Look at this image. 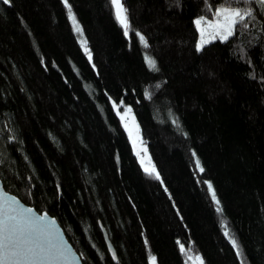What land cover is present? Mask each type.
Masks as SVG:
<instances>
[{"label": "trees", "instance_id": "16d2710c", "mask_svg": "<svg viewBox=\"0 0 264 264\" xmlns=\"http://www.w3.org/2000/svg\"><path fill=\"white\" fill-rule=\"evenodd\" d=\"M9 2L5 188L56 217L85 264H264V5L123 0L126 35L111 0ZM218 7L252 15L197 49L194 20Z\"/></svg>", "mask_w": 264, "mask_h": 264}, {"label": "water", "instance_id": "95a60500", "mask_svg": "<svg viewBox=\"0 0 264 264\" xmlns=\"http://www.w3.org/2000/svg\"><path fill=\"white\" fill-rule=\"evenodd\" d=\"M4 2V0H0ZM5 3V2H4ZM5 3V4H9ZM135 155L139 154L134 147ZM31 209V211H27ZM46 217L41 220L40 217ZM0 218L11 230L10 239L19 241L24 247L44 248L50 254L35 259L21 260L18 264H85L83 257L71 243L59 220L44 211L26 204L18 196L8 191L0 174ZM100 228L108 251L114 260L118 262L117 251L112 244L107 229L100 222ZM5 264H14L6 259ZM150 264H156L152 261Z\"/></svg>", "mask_w": 264, "mask_h": 264}, {"label": "rangeland", "instance_id": "374dc122", "mask_svg": "<svg viewBox=\"0 0 264 264\" xmlns=\"http://www.w3.org/2000/svg\"><path fill=\"white\" fill-rule=\"evenodd\" d=\"M121 3H122V14H123L126 8L124 6L123 0H121ZM114 8H115L116 16H117L116 7L114 6ZM224 9L233 10L236 8L218 7L213 18L211 19L196 18L194 20L197 31H198V38L196 42L197 49H200L203 45L208 44L209 42H212L215 40H225L233 33L235 23L233 24L232 21L233 19L236 20L237 18L235 17L228 18L227 14L224 12ZM126 15H127V11H126ZM117 19L120 23V20L118 17ZM198 21L199 23H197ZM122 26L125 29L124 25ZM128 29H127V32H128ZM229 32L231 34H229ZM121 119L124 122L126 130L128 131L133 143L137 145L136 146L137 148L141 147L142 149L143 148L142 139L140 135L138 134L137 123L134 120L133 116L130 113L122 112ZM137 151L139 152V154L141 153L140 150H137ZM143 157H144V161L148 165L149 161H148V156L146 155V153H144ZM147 167H149V165ZM212 191H213V188L211 189V194H212ZM189 264H202V262L198 256H190Z\"/></svg>", "mask_w": 264, "mask_h": 264}, {"label": "snow or ice", "instance_id": "6c2138e0", "mask_svg": "<svg viewBox=\"0 0 264 264\" xmlns=\"http://www.w3.org/2000/svg\"><path fill=\"white\" fill-rule=\"evenodd\" d=\"M5 3H8L9 0H4ZM65 3L67 4V0H65ZM260 3L264 4V0H260ZM111 4L116 7L117 10V17L120 20V23L124 25L125 27V34L127 35V29L129 27L128 18L126 15V10L122 14V3L121 0H111ZM70 9V6H69ZM224 12L227 14L228 18H239L241 21L244 20L245 15L251 16L252 13L249 11L247 13L242 14L239 8L229 10L224 9ZM233 24L236 23V20L233 19ZM199 23V21L197 22ZM79 30V29H78ZM229 34H231L229 32ZM138 36H140L139 33H137ZM141 39H144L142 36H140ZM226 38V37H225ZM152 63L153 67H155L154 61H149ZM195 155V153H193ZM197 165L199 166V161H197ZM203 171V168L200 169ZM157 178L158 174H157ZM209 189H212V185L209 184ZM213 199H216L215 192L212 191ZM217 204L219 201H216ZM27 211H31V209H28ZM220 211V209H218ZM46 213L43 217H40L41 220H43L46 217ZM10 229L6 226L5 222L2 218H0V264H5V260L9 259L14 262V264H18L21 260H28V259H35L37 257H42L44 255L50 254L46 249L44 248H33V247H24L21 245L19 241H13L10 239ZM233 245L238 247L237 241L233 239L232 241Z\"/></svg>", "mask_w": 264, "mask_h": 264}]
</instances>
